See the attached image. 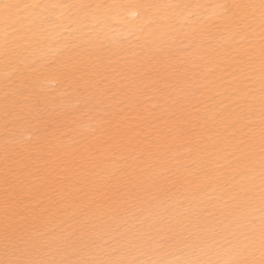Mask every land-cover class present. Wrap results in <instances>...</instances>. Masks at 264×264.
I'll return each mask as SVG.
<instances>
[{"label": "bare ground", "instance_id": "bare-ground-1", "mask_svg": "<svg viewBox=\"0 0 264 264\" xmlns=\"http://www.w3.org/2000/svg\"><path fill=\"white\" fill-rule=\"evenodd\" d=\"M12 2L41 7L23 10L25 19L16 26L17 31L8 38L7 44L0 30V219L4 206L6 135L9 148L14 146L13 134L17 138L46 136L56 143H67L72 136L83 133L91 140L89 127L97 129V136L105 129L112 131L106 119L123 109L127 120L121 134L128 144L124 155L136 157V172L142 180L148 183L156 180L165 189L171 188L163 194V207L178 202L186 206L203 204L207 212L193 219L189 227L206 235H210L207 232L210 227L217 231L224 228L221 222L225 217L221 212L232 206L230 200L227 205L225 200L243 183L242 172L248 168L258 171L259 150L257 145L253 155L241 159L237 144L247 139L245 121L233 127V121L242 115L241 101L234 92L235 66L248 41L230 37L235 31L232 22L220 18L217 13L221 10L216 6L259 3V0ZM82 4L93 7L87 11L79 7H52ZM169 4L181 7L175 10L150 7ZM95 5L110 7L96 9ZM231 16H239V10L230 8ZM153 40L170 45L177 60L182 61L184 78L170 77V86L132 79L129 69L139 67L137 62L146 59ZM88 41L103 44L105 49L111 48L122 55L115 63L105 60L95 73L72 83L65 78L63 70L70 56L82 50ZM253 43L258 46V35ZM155 88L178 101L186 96L188 102L175 105L161 102V106L153 108L150 98L159 99L154 94ZM6 109L13 113L8 120ZM148 110L157 116L166 111L167 123L159 120L151 126L141 123L138 134L131 132L136 124L133 117L147 116ZM161 129L168 136L164 144L155 134ZM64 132H69V136L65 137ZM108 160L110 168L132 163L131 159L119 156ZM173 180L177 181L174 186L170 183ZM12 192L19 202V210L30 215L27 210L34 209L35 215L42 217L37 220V226L50 234L47 239L54 246L53 251L59 252L57 258L89 259L97 253L103 254L105 247L109 252L112 248L118 249L120 256L116 258L125 260L179 262L190 258L189 250L183 245L159 236L150 242L133 243V232L128 229L134 223L139 226L136 217L143 219L139 211L128 205L116 210L112 199L99 195L90 213L87 235L83 241L74 242L70 233L78 230L79 225L70 214H65V208L71 205V210L79 215L82 203L90 200L87 188L76 195L71 189L46 184L38 176H23L22 183L13 185ZM160 203L154 207V213L163 211ZM217 247L211 258H228L226 241L222 240ZM3 258L0 234V259Z\"/></svg>", "mask_w": 264, "mask_h": 264}, {"label": "snow or ice", "instance_id": "snow-or-ice-1", "mask_svg": "<svg viewBox=\"0 0 264 264\" xmlns=\"http://www.w3.org/2000/svg\"><path fill=\"white\" fill-rule=\"evenodd\" d=\"M37 7L41 6L0 0V30L3 31L6 44L8 38L17 31L16 26L25 19L23 10ZM52 7H79L87 11L93 6L82 4ZM94 7L101 9L110 6ZM150 7L175 10L181 6L169 4ZM216 7L221 10L217 13L220 18H227L232 22L231 26L235 31L230 33V37L248 41L241 59L236 61L235 66L234 92L241 101L242 115L233 121V127H236L239 121H245L243 127L246 128L247 139H241L237 144L242 153L241 159L253 155L257 145L259 150L258 171L248 168L242 172L240 180L243 183L225 200L226 205L229 200L232 202L231 207H226L221 212L225 217L221 223L225 227L219 231L210 227L207 229L210 235L189 227L193 219H198L207 212L203 204L186 206L183 202H178L163 207V194L171 188L165 189L156 180L151 183L142 180L136 172V157L124 155L128 151V144L122 138L121 129L127 118L121 109L106 119V124L112 131L105 129L97 136V129L89 127L88 131L93 137L91 140L83 133L72 136L67 143H56L46 136H36L35 139L32 135L17 138L16 134H13L14 146L9 148V137L5 136L4 206L0 219L4 258L0 259V264H264V0H259V3ZM230 8L239 10V16L229 17ZM257 35L258 46L253 43ZM150 43L151 48L146 53V59L137 62L139 67L129 69L133 80H149L153 85L163 82L170 86V77L182 79L186 76V71L181 66L182 61L177 60L167 42L158 44L153 40ZM121 55L122 53L111 48L105 49L103 44L96 45L88 41L82 50L70 56L63 74L68 81L78 83L90 73H95L105 60L115 63L116 58ZM154 94L159 99L150 98L153 108L161 106V102L170 105L188 102L186 96L178 101L175 97L165 95L159 88L154 89ZM12 115L13 113L6 109L5 119L8 120ZM165 115L166 111L157 116L151 110H148L147 116L136 115L133 117L135 127L130 131L138 134L141 123L151 126L156 125L159 120L166 124ZM5 130L8 131L7 124ZM155 134L162 144L167 142L168 136L163 129ZM232 134L236 135L235 132ZM64 136L68 137L69 132H64ZM80 136H83V139L79 138ZM117 156L121 159H131L132 163L122 168L107 167L108 158ZM23 176H38L46 184L71 189L76 195L84 192L85 188L88 189L90 200L82 203L79 215L71 210V205L65 208V214H70L72 220L79 225L78 230L70 233L74 242L83 241L87 235L88 224L92 219L90 213L99 195L112 199L116 210L128 205L139 211L143 219L136 217L135 212L132 213L139 226L134 223L128 229L133 232V243L150 242L154 240V236H159L162 240L167 239L175 241L177 245H183L189 250L190 258L179 262L125 260L116 258L120 256L118 249L112 248L109 252L107 247L103 248V254L97 253L89 259L57 258L59 252L53 251L54 246L47 239L50 234H46L37 226V220L42 217H37L34 209L27 210L30 215H25V211L19 210V202L12 192V187L22 183ZM170 183L174 186L177 181ZM158 202H161L159 207H162L163 211L154 213ZM145 212L148 214L145 215ZM222 240L229 246L228 258H211L212 251H218L217 246ZM203 256L209 258L204 259Z\"/></svg>", "mask_w": 264, "mask_h": 264}]
</instances>
